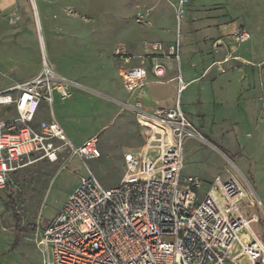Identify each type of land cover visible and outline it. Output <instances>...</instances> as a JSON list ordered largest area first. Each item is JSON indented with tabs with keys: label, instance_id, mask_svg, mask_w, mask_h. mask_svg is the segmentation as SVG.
<instances>
[{
	"label": "rangeland",
	"instance_id": "374dc122",
	"mask_svg": "<svg viewBox=\"0 0 264 264\" xmlns=\"http://www.w3.org/2000/svg\"><path fill=\"white\" fill-rule=\"evenodd\" d=\"M35 1L40 19L34 0H0V89L34 76L46 59L70 83L67 98L54 95L58 119L75 145L86 135H98L102 156L82 159L64 150L56 162L38 159L10 174L8 184L0 188V264H43L37 232L54 219L89 169L104 186L118 184L126 171L125 152L143 150L149 131L133 112L121 107L125 99L112 50L121 42L130 46L155 39L173 42L178 32L179 0ZM186 8L180 65L186 79L200 71L193 68L192 56L211 69L212 98L204 103L196 96L195 85L183 94H177L174 83L164 87L168 102L174 105L178 98L204 136L187 139L182 175L199 177L202 192L216 176L239 180L248 193L244 210L257 217L251 228L264 240V57L247 65H224L227 70L242 69L234 100L228 104L229 88L226 83L216 86V80L222 72L219 62L234 56V49L229 45L230 52L222 57L217 53L222 41L216 45L221 39L205 30L216 20L247 27L264 56V0H189ZM157 15L161 27L155 29ZM239 43L234 39L232 46ZM15 115L13 106L0 107V118ZM244 233L251 235L249 229ZM237 251L236 245L233 254Z\"/></svg>",
	"mask_w": 264,
	"mask_h": 264
},
{
	"label": "built area",
	"instance_id": "2783aa9c",
	"mask_svg": "<svg viewBox=\"0 0 264 264\" xmlns=\"http://www.w3.org/2000/svg\"><path fill=\"white\" fill-rule=\"evenodd\" d=\"M188 1L179 0L176 8L173 42L145 40L142 52L122 42L113 48L129 95L121 107L136 115L149 137L143 150L125 152L126 171L115 186H104L90 169L81 176L54 219L37 232L43 264H264V240L251 228L257 217L244 210L248 193L242 183L216 176L202 192L199 177L182 175L187 139L204 136L179 99L171 108L145 106L149 73L162 81L168 68L164 59L175 62L179 92L186 87L180 28ZM233 35L236 42L251 38L242 25ZM232 58L219 62L222 72ZM69 86L45 59L38 75L0 91V107L13 106L16 113L0 118V188L13 171L42 158L56 162L64 150L82 159L102 156L98 135L75 145L55 117L54 95L67 98ZM43 105L50 118L36 125Z\"/></svg>",
	"mask_w": 264,
	"mask_h": 264
},
{
	"label": "crops",
	"instance_id": "0c3cea01",
	"mask_svg": "<svg viewBox=\"0 0 264 264\" xmlns=\"http://www.w3.org/2000/svg\"><path fill=\"white\" fill-rule=\"evenodd\" d=\"M158 20H160V15L155 16V18L153 19V22H154L153 25H154L155 29H158L159 27H161L158 25ZM215 23L219 26H217V27L212 26ZM208 24H210V25H208V28L205 29L206 35L208 34L209 36H214L215 39H217V40L221 39L222 44H220L219 48H217V53L221 54L222 57H224L226 54H228L230 52V46L233 47L232 46V44L234 42L233 33L238 28V25L236 23L226 24L225 20H219V21L216 20V22L210 21ZM245 28H247V27H245ZM155 40H159V39H155ZM166 41H168V40H166ZM122 43H125V42H122ZM128 46L135 52H142V44H140V45L134 44L133 46H130V45H128ZM233 54H234V56H237V59H232L231 61L226 63L225 66L227 65L228 67H231L237 62H241L244 65H247L250 63H254L255 61H259L258 58H260V57L261 58L264 57V56H260L259 45L255 40H253L252 33H251V38L248 41L240 42L239 44L235 45V48L233 50ZM191 59L194 60L193 68L198 67V69L200 71L188 74L187 79H186L184 76V73H183V68H181L183 78L186 82V87L181 92V94H183L191 86L195 85V87H197L196 96L198 95V98H201L204 103H207L210 100V98H212V95L209 94V88H210L209 77H210V70L211 69L203 68L202 65H199L196 62L197 61L196 55L192 56ZM263 61H264V58H263ZM164 62L168 68H167L166 76L163 78L162 81H157L154 78V76L151 73H149L150 82L148 84V93L144 97L146 109L149 111H153L157 108H171V107L175 106V104L178 100V98H177L175 104L172 105L171 103L168 102V98L165 96V89H164L165 86H167L171 83H174L175 84L174 89L176 90L177 94L180 93L179 92L180 86H179L178 81L173 79V77L175 76V73H176L175 72V62L173 60H169V59H164ZM216 66H217V69H219L220 65H216ZM40 71L37 74H35L34 76L38 75L40 73ZM241 72H242V69L227 70V68H226L225 72L219 73V76L216 80V86H218L219 84L223 85L224 83H226V85L228 86L229 90L225 94L226 96L229 95L228 99H230V100H229L228 104H230L231 101L233 102V100H234L232 98H233V95L235 94L237 79H238V76L240 75ZM34 76H31L27 80L31 79ZM27 80L19 81L18 83H22V82H25ZM13 85L8 86V87L3 88V89H0V91L7 90V89L11 88ZM122 87H123L124 99H126V98H128L129 95H128V92L126 91V89L124 88L123 83H122ZM55 95L60 97L59 93H56ZM219 95H220V97H223L222 93ZM213 97H215V95H213ZM54 101H55V98H54ZM194 102H195V100H194ZM154 105H157V106H154ZM229 106H231V105H229ZM245 107L248 109L249 105L246 104ZM230 111H231L230 114H232V111H234V110L229 108L227 110V112L229 113ZM54 114H55L56 119L64 127L68 137L70 138V136H69V134L65 128V125H63L62 121H60L58 119V117L55 113V110H54ZM188 114H190V113L188 112ZM232 116H234V115L232 114ZM48 118H50V113L47 110L46 105H43V107L41 108V110L37 116L36 125L38 124V122L40 120L48 119ZM92 135H95V134L86 135L76 145L81 144L84 140H86L88 137H90ZM70 140L73 142V140L71 138H70Z\"/></svg>",
	"mask_w": 264,
	"mask_h": 264
},
{
	"label": "trees",
	"instance_id": "16d2710c",
	"mask_svg": "<svg viewBox=\"0 0 264 264\" xmlns=\"http://www.w3.org/2000/svg\"><path fill=\"white\" fill-rule=\"evenodd\" d=\"M12 203H13L12 206H13V208H14V217H15V220H16V223H17V222H19V220H18V213H17V207H16V203H15V201L12 202ZM17 225H18V226H17L18 231H22L23 229L19 227V223H18Z\"/></svg>",
	"mask_w": 264,
	"mask_h": 264
},
{
	"label": "bare ground",
	"instance_id": "6f19581e",
	"mask_svg": "<svg viewBox=\"0 0 264 264\" xmlns=\"http://www.w3.org/2000/svg\"><path fill=\"white\" fill-rule=\"evenodd\" d=\"M34 2L36 3V1L34 0ZM36 5V9H35V13H37L39 19H40V16H39V12H38V7H37V3L35 4ZM42 33V32H41ZM42 39V38H41ZM45 48V47H44ZM46 49V48H45ZM246 237H249L248 234H245Z\"/></svg>",
	"mask_w": 264,
	"mask_h": 264
}]
</instances>
